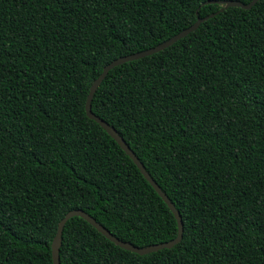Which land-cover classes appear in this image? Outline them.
I'll list each match as a JSON object with an SVG mask.
<instances>
[{
  "label": "trees",
  "instance_id": "trees-1",
  "mask_svg": "<svg viewBox=\"0 0 264 264\" xmlns=\"http://www.w3.org/2000/svg\"><path fill=\"white\" fill-rule=\"evenodd\" d=\"M209 1L252 0H0V264H54L74 210L136 247L178 237L86 102L113 61L222 9ZM92 111L183 238L142 256L74 217L61 264H264V0L110 70Z\"/></svg>",
  "mask_w": 264,
  "mask_h": 264
},
{
  "label": "water",
  "instance_id": "water-1",
  "mask_svg": "<svg viewBox=\"0 0 264 264\" xmlns=\"http://www.w3.org/2000/svg\"><path fill=\"white\" fill-rule=\"evenodd\" d=\"M260 0H252L249 4H244L238 1H225V2H218V1H209L205 3L207 6L208 4H215L218 3L221 6V10L213 14L209 17H205V19H198V21L191 26L190 28L182 31L178 35L174 36L173 38L169 39L168 41L158 45L157 47H154L152 49L136 53L130 56L122 57L119 58L115 61H113L111 64L106 66L104 70H102V74L99 76V78L93 83L90 89V93L88 95V99L86 102V113L88 117L95 122H97L101 127L110 135L111 138H113L119 146L126 152V154L134 161V163L137 165L141 173L144 175V177L147 179V181L152 185V187L156 190V192L160 195V197L165 201L166 205L170 208V210L173 212L175 215L177 222H178V228H179V234L178 237L170 242L163 243V244H157V245H151L148 247H136L130 243L121 241L120 239L116 238L113 236L105 227H103L100 223H98L92 216L87 214L84 211L81 210H74L69 212L64 219L60 222L58 232L56 234V237L54 238L53 244H52V257H53V262L54 264H61L60 262V248L62 245V234H63V229L67 222L74 218V217H80L87 221L89 224H91L94 228H96L101 234H103L107 239H109L111 242L115 243L117 246H119L122 249H125L127 251L139 254V255H148L151 253L158 252L163 249H171L177 244H179L183 238V222H182V217L180 215V212L176 209V207L173 205L172 201L168 198V196L162 191V189L158 186V184L154 181V179L150 176V174L147 172L146 168L142 164V162L138 159L136 154L132 151L130 146L126 143V141L121 138L119 133L115 128L110 126L107 122L96 116L93 111H92V101L94 98L95 93L97 92L98 88L102 84V82L105 80L107 77L108 73L110 70H113L114 68L123 65L127 62L131 61H136L151 55H154L156 53H159L171 46H173L175 43L178 41L186 38L188 35L191 33L195 32L205 20H209L213 17H215L217 14L223 12L226 9H229L231 7H237V8H242L244 10H251L252 7H254Z\"/></svg>",
  "mask_w": 264,
  "mask_h": 264
}]
</instances>
